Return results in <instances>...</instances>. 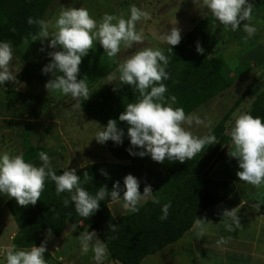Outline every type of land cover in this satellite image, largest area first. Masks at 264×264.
Returning <instances> with one entry per match:
<instances>
[{
    "label": "rangeland",
    "instance_id": "374dc122",
    "mask_svg": "<svg viewBox=\"0 0 264 264\" xmlns=\"http://www.w3.org/2000/svg\"><path fill=\"white\" fill-rule=\"evenodd\" d=\"M225 7L204 29L217 37L207 58H220L234 78L169 127L161 148L186 152L220 123L232 139L214 174L233 180L264 211V0H51L40 34L13 52L0 50V264H33L45 255L42 264H119L107 260L91 230L69 225L36 248L13 250L5 202L44 171L72 172L98 160L90 153L103 148L100 129L80 115L81 94L82 103L92 99ZM22 70L24 83L16 78ZM40 146L49 163L21 169L24 154ZM189 235L139 264H198Z\"/></svg>",
    "mask_w": 264,
    "mask_h": 264
},
{
    "label": "trees",
    "instance_id": "16d2710c",
    "mask_svg": "<svg viewBox=\"0 0 264 264\" xmlns=\"http://www.w3.org/2000/svg\"><path fill=\"white\" fill-rule=\"evenodd\" d=\"M50 2L0 0V50L13 52L40 34ZM227 7L92 99L82 103V94L77 98L80 112L106 127L102 140L111 157L128 164L91 163L33 177L5 202L16 230L9 242L13 250L36 248L47 235L59 237L66 223H82L104 246L108 261L139 264L179 240L204 210L233 193L231 181L206 177L232 139L220 123L184 153L169 149L156 155L146 146L234 78L220 58L213 63L207 58L217 37L204 31ZM22 75L23 70L16 78L24 83ZM43 151L31 149L22 164ZM147 191L152 199L135 207L132 198ZM116 199L124 200L129 212L114 220L107 204ZM43 257L33 264H42L48 256Z\"/></svg>",
    "mask_w": 264,
    "mask_h": 264
},
{
    "label": "crops",
    "instance_id": "0c3cea01",
    "mask_svg": "<svg viewBox=\"0 0 264 264\" xmlns=\"http://www.w3.org/2000/svg\"><path fill=\"white\" fill-rule=\"evenodd\" d=\"M82 114L83 113L80 112L81 116ZM95 123L100 129L99 143L103 148H101V150L99 148L94 149L92 153H90V155L97 157L98 160L88 162L84 165L91 163L128 164L127 161H119L111 157L102 140L107 129L97 122ZM72 126L74 125L72 124ZM165 134H167V130L158 133L146 143V146L152 153L162 155L167 151V149L161 148V143L163 141L161 137ZM75 137L76 138L72 140L73 142L79 139H77V135H75ZM88 137L89 136L86 135V138ZM176 140L180 141L178 138ZM40 147L47 149V147ZM43 153L44 154L40 155L38 160L23 164L21 169L26 168V166L30 168L36 165V169L43 170L42 166H38V162L42 165L49 163L46 162L48 158L45 159L47 153L45 151H43ZM49 153L51 154L52 150ZM218 163L219 161L208 171L206 177L215 181H231L226 177L220 178L217 174H214V172L218 170ZM44 173L47 172L44 171ZM231 182L234 185L233 193L217 205L208 207L204 210L203 213L197 217L190 230L186 232L191 234L189 235L190 249L193 252L195 262L198 264H220V262H223V264H264V211L259 205L252 202V200H246V198L238 194V189L233 180ZM261 198L264 202V197ZM150 199H152V196L150 192L147 191L141 195L134 196L132 198V203L135 207H139L146 200ZM107 208L114 220L129 212L127 203L121 199L111 201L107 204ZM68 225L74 230H88L82 223H78L76 226L66 223L63 230Z\"/></svg>",
    "mask_w": 264,
    "mask_h": 264
}]
</instances>
